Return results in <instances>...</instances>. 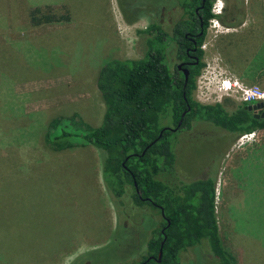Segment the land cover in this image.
<instances>
[{
	"label": "rangeland",
	"instance_id": "obj_1",
	"mask_svg": "<svg viewBox=\"0 0 264 264\" xmlns=\"http://www.w3.org/2000/svg\"><path fill=\"white\" fill-rule=\"evenodd\" d=\"M171 2L0 0V264L139 259L157 227L156 211L128 210L131 222L118 221L134 242L114 250L123 243V230H114L120 209L100 182L101 154L94 148L55 153L42 140L53 117L75 115L79 124H99L98 70L108 60L142 57L145 37L137 32L158 9L169 11L168 22L175 19L179 12L169 9ZM238 2L214 1L216 17L206 29L193 92L202 104L231 110L264 100L243 101L238 89L264 94V0ZM36 8L39 15L67 19L33 26L28 18ZM167 58L172 71L173 51ZM227 83L230 88L222 89ZM223 138L230 139L227 147ZM177 142L174 177L214 179L223 248L235 264H264V129L251 139L231 140L217 128L192 123ZM208 256L201 242L182 252L179 264H213Z\"/></svg>",
	"mask_w": 264,
	"mask_h": 264
},
{
	"label": "trees",
	"instance_id": "obj_2",
	"mask_svg": "<svg viewBox=\"0 0 264 264\" xmlns=\"http://www.w3.org/2000/svg\"><path fill=\"white\" fill-rule=\"evenodd\" d=\"M172 1L169 9L178 10L176 19L169 23L165 19L168 10L158 9L155 13L163 14V23L150 21L137 32L145 37L142 57L108 60L98 70L95 85L103 105L99 124H79L75 115L53 117L46 123L42 141L55 153L94 148L101 154V185L120 209L115 212L114 230L124 229L120 219L131 222L128 210L148 206L156 211L157 227L149 233L139 259L115 264H179L180 254L201 242H205L213 264H235L218 235L214 179L184 182L174 177L177 134L190 129L192 123L207 124L236 140L264 129V116L255 119L247 110V102L231 110L220 103L202 104L193 98L195 81L203 67L204 36L210 20L216 17L212 12L215 0ZM39 12L36 8L29 14L33 26L67 19ZM235 24L236 17L231 25ZM169 50L176 62H189L187 55L196 58L195 64L181 65L187 71L185 83L176 63L172 71L169 69ZM126 231L121 235L123 243L114 250L118 246L123 250L134 242ZM112 241L111 236L108 245ZM110 259L104 264H110L114 257Z\"/></svg>",
	"mask_w": 264,
	"mask_h": 264
},
{
	"label": "flooded vegetation",
	"instance_id": "obj_3",
	"mask_svg": "<svg viewBox=\"0 0 264 264\" xmlns=\"http://www.w3.org/2000/svg\"><path fill=\"white\" fill-rule=\"evenodd\" d=\"M162 10H163V8H161V9H159V11L160 12H162ZM195 11H197V10H195ZM155 12V11H154ZM158 15V14H157ZM150 16V15H149ZM155 16V17H154ZM151 17V16H150ZM176 18H177V16H176ZM175 18V19H176ZM158 19V22H160L161 24L163 23V14H159L158 16H156L154 13H153V18H151L150 20H147V22H146V24H145V26H144V28L146 27V25L150 22V21H153V20H157ZM169 23H171V22H169ZM200 26V25H199ZM143 28V29H144ZM200 34V32L198 33V35ZM189 40H191V39H189ZM192 42V45H194V42L193 41H191ZM194 49H192V51H193ZM188 51H189V49H186V51H185V53L187 54L188 53ZM187 59H189L190 61L189 62H186V63H184V62H176L175 60V63H176V66L177 65H190V64H195L196 63V58L195 57H190V56H188L187 55ZM191 61H193V63L191 62ZM182 69V68H181ZM262 101H264V100H262ZM259 102H261V101H257V102H252V103H250V104H248V106H247V110H248V107L249 106H252V105H254V104H257V103H259ZM263 111H264V106H262V107H259V108H257V109H255V110H248V112H250L251 113V115L255 118V119H258V118H263V116H261V114L263 113ZM229 136V138H231V135H228ZM223 140H224V145H225V147H227V143H228V141L230 140H226V139H224L223 138Z\"/></svg>",
	"mask_w": 264,
	"mask_h": 264
},
{
	"label": "built area",
	"instance_id": "obj_4",
	"mask_svg": "<svg viewBox=\"0 0 264 264\" xmlns=\"http://www.w3.org/2000/svg\"><path fill=\"white\" fill-rule=\"evenodd\" d=\"M213 12V10H212ZM222 89H229L230 88V84L227 83L225 86H221ZM239 89V93L242 96L243 101H249V100H258V99H263L264 94H258V92L256 90H253L251 88H238ZM251 137H253V132L249 133V134H244L242 136L239 137L240 140L242 139H251Z\"/></svg>",
	"mask_w": 264,
	"mask_h": 264
},
{
	"label": "water",
	"instance_id": "obj_5",
	"mask_svg": "<svg viewBox=\"0 0 264 264\" xmlns=\"http://www.w3.org/2000/svg\"><path fill=\"white\" fill-rule=\"evenodd\" d=\"M177 69L178 70H180L181 71V73L183 74V80H184V83L186 82V79H187V71L185 70V69H181V66L180 65H177ZM262 106H264V101H261V102H259V103H257V104H254V105H252V106H249L248 107V110H255V109H257V108H259V107H262ZM184 115V113H182V116ZM264 115V111H263V113L261 114V116H263ZM179 126V123L177 124V127ZM160 214H161V216H163L162 215V212H161V210H160ZM161 245L162 244H160V247H161ZM160 257H161V249L159 248V250H158V253H157V259H156V261L157 262H159V260H160Z\"/></svg>",
	"mask_w": 264,
	"mask_h": 264
}]
</instances>
